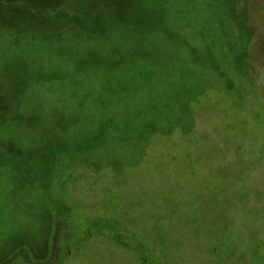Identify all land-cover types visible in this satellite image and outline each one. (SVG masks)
Listing matches in <instances>:
<instances>
[{
    "label": "rangeland",
    "instance_id": "rangeland-1",
    "mask_svg": "<svg viewBox=\"0 0 264 264\" xmlns=\"http://www.w3.org/2000/svg\"><path fill=\"white\" fill-rule=\"evenodd\" d=\"M0 264H264V0H0Z\"/></svg>",
    "mask_w": 264,
    "mask_h": 264
}]
</instances>
